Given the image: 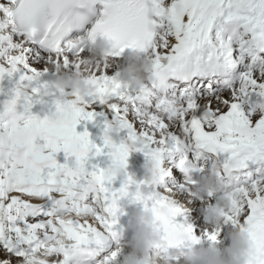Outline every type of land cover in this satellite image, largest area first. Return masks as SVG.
Masks as SVG:
<instances>
[{
  "label": "bare ground",
  "instance_id": "bare-ground-1",
  "mask_svg": "<svg viewBox=\"0 0 264 264\" xmlns=\"http://www.w3.org/2000/svg\"><path fill=\"white\" fill-rule=\"evenodd\" d=\"M236 1L238 0L224 2L219 0L215 4H210V7H204L201 0H181L180 5L170 6L169 13L175 27L171 33H168L167 40L161 39L165 43L162 50H156L155 57L145 66L140 65L139 62L133 69L120 65L105 67V62L101 63V67L98 64L87 63L91 61L88 55L76 61L73 60L68 65L60 66L61 60L47 58L44 61L23 41L2 42L0 84L3 80L8 82L3 89L0 86V136L2 137L0 139V198L7 196L11 198V202H21L20 214L29 219H36L35 215L39 214L41 209L52 213L49 207L59 205L52 204L50 200L52 198L64 201L69 206H71L70 200H66V196H70L80 205L92 203L93 207L99 206L93 210V214L84 213L78 208H71L73 211L61 209L59 216L52 213L51 221L57 229V234L54 239L47 236L45 244L41 247L49 248L48 251H44V253L51 252L49 256L59 252L64 261L54 263L53 260L46 263L45 260V264H89L83 260L88 257L93 258L98 252L101 258L105 257L100 264H172L158 258L150 260L148 253H139L137 249L125 245L119 239L114 240L107 234L100 222L104 213L100 203L105 200V197H99L105 189L102 186L107 176L106 167L95 160L71 157L73 151H63L64 148L72 147L75 148L74 152L81 153L83 149L81 147L89 144L94 153H103L102 159H104L110 151L116 149V147L112 148L109 152L105 150L107 135L118 137L121 146L130 147L137 154L140 150L155 145L157 147L153 153L160 155L161 158L150 161V168L153 172L161 173L163 169L160 166L169 163L173 156L174 151H171V148L180 143L184 144L182 149L189 148L190 151L199 155L207 154L211 148L210 143L213 141V146L217 148H221L222 143L243 141L239 144L251 146L256 141V148L263 150L264 138L263 140L259 138L264 137V118L253 114V118L250 119V124L253 125L251 127L243 117L248 107L243 105L246 101L244 94L226 91L230 87L233 89L237 83L245 88L257 76L264 80V73L252 71L248 82L244 79L237 82L234 78L235 81H227L230 87L221 91L215 89L217 92L213 96L204 97L200 93L199 96H195L193 102L174 107L176 94L173 90L180 85L181 75L172 76L166 70L163 78L152 85L150 81L152 75L147 71L151 67L164 63L163 67L171 65L170 69L193 71L201 75L203 70L199 67L210 70L209 64L219 62V58L227 56H223L224 47L228 52L239 50V47L235 46L233 35V42L228 37V41L214 42V47L205 39L200 45L190 40L189 13L192 6L201 8L198 19L194 22L200 28L211 22L215 25L222 23V17L227 16L229 22L227 24V21L223 20L224 26H233V32H237L238 27L247 26L245 21L255 20L252 32L256 33L258 40L264 30L262 26L264 15L250 13L248 19L244 15V9L254 5L256 0H243L241 9L236 7ZM164 36L162 32L160 37ZM218 47L221 49L215 50L206 59L208 53ZM183 50H189L191 54ZM15 51L20 53L14 54ZM150 54L143 60L149 59ZM179 56L181 59H173L180 58ZM194 65L199 67L194 68ZM220 65L222 69H229L231 64ZM162 66L157 69V72ZM238 69L239 67H235L232 72L236 74ZM143 76H146L145 81L142 80ZM213 80L220 84L224 79L214 76ZM196 81L200 83L201 78H196ZM182 87L195 92L193 82L184 84ZM166 96L169 100L161 108L147 103V101ZM127 97L132 101L134 98L137 99L133 103H128ZM43 112L60 113L66 121L61 125L48 127L43 122L40 123L39 114ZM90 116H98L100 123L89 122ZM195 119L196 121L192 124ZM16 122L19 124H15ZM90 127L93 129L90 130ZM230 127L233 129L231 132H229ZM116 128L121 129L128 136L116 134ZM66 139H70V145L65 141ZM57 142L63 144L57 146ZM38 143L44 144L41 153L34 150ZM28 151L34 153L33 161L25 158ZM11 155H17L19 160L12 159ZM144 156L147 155L143 153ZM78 164L83 166L80 167L79 172H77ZM89 174L90 178H87L86 175ZM74 180L77 182L75 183ZM167 182L166 187L169 186V178ZM151 183L155 181L151 179ZM157 183L161 184V182ZM27 184L39 186L30 188ZM92 184L97 189H94ZM4 185H10L9 189H5ZM66 187L74 189L75 192L81 191L85 199L77 200L72 196L74 193L65 190ZM224 195L228 197V200L225 204L217 205L222 218L210 224L209 242L213 247L220 248L227 239L222 232L226 228H231L235 232L238 228L235 242L252 243L255 252L260 253L264 243V188L252 191L250 186H239L237 190ZM242 196L248 200L253 209L252 222L247 221L252 224L246 228L243 227V222L240 224L236 220L237 211L242 209L236 208ZM3 202L5 203L6 199L2 200ZM182 204L186 207L188 214L192 213L195 225L198 226V223L203 221L204 214L190 202L184 200ZM229 206L232 207L235 215L232 210L229 211ZM243 209L248 210V208ZM30 210H37V213L31 214ZM4 211L7 210L0 205V220L4 218ZM4 222L8 223L5 218ZM61 222L70 224V227L62 226ZM81 235L89 236L90 240L86 244L87 247L93 248L91 255L84 254V248L80 243ZM110 251L112 252L108 254ZM14 255H19V250H16ZM3 261L0 260V263L11 264L10 261L6 263Z\"/></svg>",
  "mask_w": 264,
  "mask_h": 264
},
{
  "label": "rangeland",
  "instance_id": "rangeland-1",
  "mask_svg": "<svg viewBox=\"0 0 264 264\" xmlns=\"http://www.w3.org/2000/svg\"><path fill=\"white\" fill-rule=\"evenodd\" d=\"M255 185V184H254ZM264 187V183H262V185ZM6 206V205H5ZM17 206V203L16 204H12L11 207H12V212H8V211H4L3 212V216L5 217H10V216H14V211H15V207ZM6 208V207H5ZM249 211V210H248ZM28 226H43L45 227V231L42 232V233H37L36 236L32 235V234H28V235H24L22 234L21 237L19 239H13L11 236H10V239L11 240H14L15 242L13 244H11L10 242L8 241H2L0 243V260H4L3 263H6V262H11V264H43L41 262H36L34 260V257L35 256H39V254H37L36 251H28L31 246H30V242L32 243H35L37 244L38 241L46 238L47 236H53L55 230L52 228V223L49 222V219L46 220V221H42V222H30L28 221L27 223ZM8 226L10 227V230L12 232V230H18L20 228V225L18 223H14V222H10L8 224ZM229 237V236H228ZM22 239H26L28 241V243L26 245H22L24 247L27 248L26 252L27 253H24V256H18V255H14V253H12L13 255H11L10 252H8L7 250L4 249L5 248H13V246H17V249L19 251H22V248L20 246V240ZM14 249V248H13ZM23 252V251H22ZM9 257V259H8ZM39 259V258H38ZM1 264V263H0Z\"/></svg>",
  "mask_w": 264,
  "mask_h": 264
}]
</instances>
